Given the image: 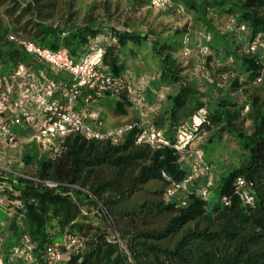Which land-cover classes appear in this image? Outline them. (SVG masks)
Instances as JSON below:
<instances>
[{"label": "trees", "instance_id": "obj_1", "mask_svg": "<svg viewBox=\"0 0 264 264\" xmlns=\"http://www.w3.org/2000/svg\"><path fill=\"white\" fill-rule=\"evenodd\" d=\"M144 1L150 6V0ZM170 1L168 10L190 18L171 37L162 38L155 31L111 29L115 38L111 39L107 27L91 15L84 24H77L74 0H0V77L20 63L45 67L11 40L13 35L51 50L65 47L76 60L93 47H102L105 73L122 79L126 70H132L135 79L148 81L149 98L151 87L156 90L152 100L146 98L145 111L171 142L179 126L192 123L206 109L207 119L194 132L188 148L205 152L208 144L228 131L239 139L240 163L218 175L213 162L206 159L214 170L210 197H200L198 191L206 180L198 177L188 185L183 205L181 196L167 197V190L173 181L189 175L187 160L171 147L154 149L137 143L138 128L118 143L69 135L60 141L56 156L34 142L26 143L16 173L0 171V194L19 203L14 213L0 220L1 264H26L11 257L12 249L25 237L33 246L36 264H41L47 247L64 251L66 233L74 235L82 247L61 264H264V65L259 55L246 51V42L264 31V0ZM223 17L222 27L216 18ZM232 19L236 24H231ZM237 24H245L248 31L240 32ZM204 34H210L212 42L203 64L215 78L232 79L230 88L219 89V100L212 106L203 99L207 93L200 91L198 81L182 74V63L175 57L177 52L188 57L183 51L186 38L190 51L196 47L198 53L205 44ZM147 39L152 41L159 67L142 75L128 66L125 51L134 56L131 46L140 48ZM91 92L83 90L82 98ZM117 96L113 99L118 100V112L134 107L127 90ZM247 103L250 110L243 115ZM247 121L250 131L241 128ZM20 135L25 140L32 133ZM238 177L246 180L255 198L253 205H244L234 194ZM45 181L58 186L49 187ZM224 197L231 198L229 205ZM115 235L122 248L113 242Z\"/></svg>", "mask_w": 264, "mask_h": 264}, {"label": "built area", "instance_id": "obj_2", "mask_svg": "<svg viewBox=\"0 0 264 264\" xmlns=\"http://www.w3.org/2000/svg\"><path fill=\"white\" fill-rule=\"evenodd\" d=\"M150 6L168 10L171 1L150 0ZM231 24H236V19H232ZM237 28L240 32L248 31L245 24H237ZM203 38L205 44L200 45L198 55L204 63V58L211 54L212 36L204 34ZM11 40L21 45L36 60V63L45 67L34 68V66L20 63L13 72L0 77V150H20L21 152L23 140L16 131L19 127H28L32 130V135L26 139L27 142H34L41 150L53 152L55 156L61 147L60 141L69 135H81L86 140L109 138L118 143L126 133L138 128L137 143H147L154 149L171 147L185 157L190 166V173L184 180L172 182L167 190V197L181 196L182 204L186 205L185 194L188 185L196 178L203 177L206 184L198 192L204 200L209 199L214 185L213 167L206 160L202 148H188L194 132L198 131L207 119L206 109H202L193 118L192 123L179 126L175 141L171 142L164 131L150 122L145 111L148 81L135 79L132 70H126L122 79L113 78L105 73L103 67L105 50L102 47L95 46L83 59L76 60L65 47L51 50L14 35L11 36ZM246 47L247 52L259 55L264 65V31L255 34L247 41ZM183 51L185 56L191 55L187 38ZM262 73L264 74V67ZM261 81L262 78H259L258 82ZM83 90L93 92L82 98ZM124 90H127L133 105L142 111V117L134 123L107 128L92 102L101 101L105 95L116 98ZM162 97L163 94L160 95V98ZM158 105L159 103H156L155 107ZM249 110L250 105L247 103L244 106L243 115H246ZM18 163L21 164V161ZM45 184L52 188L58 186V183L51 181H45ZM234 194L244 205L250 206L255 203V198L247 189V182L243 177H238L235 181ZM223 202L229 205L231 198L224 197ZM109 222L112 224L110 219ZM113 242L123 247L117 235ZM64 243V251L47 247L41 264H61L68 259L70 253L82 247V243L70 233L64 235ZM11 257H19L26 264H36L33 246L27 237L23 239L21 245L12 249Z\"/></svg>", "mask_w": 264, "mask_h": 264}, {"label": "rangeland", "instance_id": "obj_3", "mask_svg": "<svg viewBox=\"0 0 264 264\" xmlns=\"http://www.w3.org/2000/svg\"><path fill=\"white\" fill-rule=\"evenodd\" d=\"M75 9L77 10L76 22L77 24H84L91 15L92 18L100 25L107 27V31L112 36L111 39H115L113 31H125L150 33L155 31L162 38L171 37L176 30L184 28L190 18L186 15L176 13L172 10H161L149 6L148 1L141 0H74ZM214 13V12H213ZM212 13V15H213ZM111 15V16H109ZM217 17V16H216ZM225 18H216L218 24L224 26ZM112 32V33H110ZM156 37V36H155ZM115 42V40H112ZM152 41L147 39V43L142 47L137 48L131 46L136 51L133 56L129 51H125L127 56L128 66L134 67L137 73L144 75V73L156 72L159 67L158 58L151 49ZM194 52H191L187 58L177 52L175 57L180 60L181 67L184 69L182 74L188 77L189 80L196 79L198 81L199 89L202 93H207L203 99L209 104V106L215 105L219 100V89L227 88L230 85L232 79L229 76H225L222 80L220 77H214L210 69L207 68L201 61L196 47H192ZM124 55V57H126ZM230 80V81H229ZM220 82V83H219ZM232 82V81H231ZM230 88V87H229ZM150 89V87H149ZM151 98L154 96L156 90L151 87ZM160 90H164L167 93L171 91L170 87H162ZM236 92V90L234 91ZM239 93V92H237ZM147 94V93H146ZM145 97L150 101L148 94ZM155 97V96H154ZM241 99V98H240ZM116 99L109 96H104L99 105L95 107L98 113L101 115L103 123L107 128H113L128 123H134L140 120L142 117L140 109L136 106H127L124 112H118L115 105ZM243 130L250 131L251 122L247 121L241 127ZM17 133H32L28 127H19ZM25 131V132H24ZM32 143L23 140L21 144V150L24 144ZM206 159L209 162H213L216 173L225 171L232 166H237L240 163V156L242 149L240 148V142L237 136L231 132L224 131L215 138L213 144H208L205 148ZM20 150H0V171L3 172H16L19 169ZM201 181L198 185L200 186ZM200 187L198 188V190ZM0 190L3 188L0 187ZM14 205H19L18 202H12L5 195L0 194V220L11 215L17 209ZM10 217V216H9ZM7 222L4 220V224Z\"/></svg>", "mask_w": 264, "mask_h": 264}, {"label": "crops", "instance_id": "obj_4", "mask_svg": "<svg viewBox=\"0 0 264 264\" xmlns=\"http://www.w3.org/2000/svg\"><path fill=\"white\" fill-rule=\"evenodd\" d=\"M116 101H118V100H116ZM152 103V102H151ZM25 132V131H24ZM23 134H25V133H23Z\"/></svg>", "mask_w": 264, "mask_h": 264}]
</instances>
